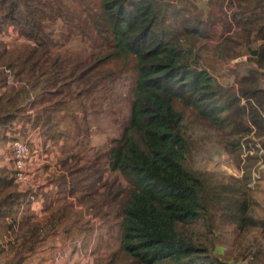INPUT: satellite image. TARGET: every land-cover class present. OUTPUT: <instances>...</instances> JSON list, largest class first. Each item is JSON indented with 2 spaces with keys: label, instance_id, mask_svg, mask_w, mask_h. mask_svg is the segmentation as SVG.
I'll return each instance as SVG.
<instances>
[{
  "label": "trees",
  "instance_id": "1",
  "mask_svg": "<svg viewBox=\"0 0 264 264\" xmlns=\"http://www.w3.org/2000/svg\"><path fill=\"white\" fill-rule=\"evenodd\" d=\"M245 55L251 67L231 83L212 74ZM102 112L119 117L115 135L85 155ZM23 125L61 152L37 184L0 166V264L97 221L108 235L94 264L244 259L253 246L233 262L216 248L264 232L250 188L264 163V0H0V128L12 133L0 140H20ZM195 133L241 176L196 168Z\"/></svg>",
  "mask_w": 264,
  "mask_h": 264
},
{
  "label": "rangeland",
  "instance_id": "2",
  "mask_svg": "<svg viewBox=\"0 0 264 264\" xmlns=\"http://www.w3.org/2000/svg\"><path fill=\"white\" fill-rule=\"evenodd\" d=\"M13 36L14 34L8 35L4 38V40L9 42L10 47L17 42H20L19 38L15 39ZM246 60V55L226 63L213 60L215 61L213 65L216 71L213 69L210 70L220 82L231 83L234 81L236 75L244 74L246 70L251 67V64H249ZM207 61L210 60L207 59ZM185 113L187 116L194 115L188 109H185ZM117 117L118 116L110 115L109 112H102L96 116L93 133L90 135L86 144L81 148V151L86 150L85 155L87 154V151L92 153L95 149L103 147L106 145L108 136L111 137L115 135V119ZM19 126H21V124ZM26 126L23 125V134H15L17 135V138L26 142L28 145L29 157L32 158V162L29 165V179L27 182L23 183V185H32L34 183L37 184L38 182H43L41 177L42 174L46 173L44 172V164H48L52 168L55 167L54 154L61 152L59 149V146L61 145L53 146V151H43L41 143L43 138L38 135V129H32L31 127L27 128ZM4 132L8 136L12 134L9 133V130L4 131L0 128V135H3ZM201 136L202 134L199 133H195L192 136L193 142H195V147L191 151V161L194 166L202 170H212L217 173L232 174L240 177L242 170L240 167L236 166L234 158L228 154L220 153V148L212 144L210 141H202ZM66 143L69 145L72 144V142ZM10 144L11 141L9 142L8 140L3 139L0 140V166L3 164H6L9 167L13 166V161L11 160L12 156L10 153L11 151L9 150ZM250 188L253 191L252 196L256 203L253 206L255 214L262 217L264 215V163L259 162L258 166L252 172V182L250 183ZM84 217L90 218V214L84 212ZM107 235L108 232L103 226L98 225V221L96 222V225H94L93 231L84 232L80 235L73 231L69 233L67 237H65L63 233L59 234L62 240L59 239L58 241H53V250L62 254L57 261L61 262L64 260V257L67 255L70 256L71 253H73V250L75 251V249H77V258H79L83 264H94L92 262L90 252L94 247H96L99 249V255L101 256L104 250L105 237H107ZM260 243L264 246V232L261 234L248 235L246 238L240 239L238 242H234L233 240L222 241V243L218 244L216 252L233 262L232 259L241 246L244 247V249L246 248V251L253 246L250 252L244 257L248 258V255L253 256V254L256 253L257 245ZM45 250V255H47L48 251H51L49 248ZM47 260L48 255L45 261ZM258 260L259 261L256 264H264V252L259 255ZM75 263L77 264L76 261Z\"/></svg>",
  "mask_w": 264,
  "mask_h": 264
},
{
  "label": "built area",
  "instance_id": "3",
  "mask_svg": "<svg viewBox=\"0 0 264 264\" xmlns=\"http://www.w3.org/2000/svg\"><path fill=\"white\" fill-rule=\"evenodd\" d=\"M11 156L13 159V164L16 169L15 177L17 181L25 183L29 179V173L27 170V161L29 159V149L27 144L21 140H13L10 144ZM62 256L56 251L54 258L56 261ZM251 256L244 258L234 264H248Z\"/></svg>",
  "mask_w": 264,
  "mask_h": 264
},
{
  "label": "crops",
  "instance_id": "4",
  "mask_svg": "<svg viewBox=\"0 0 264 264\" xmlns=\"http://www.w3.org/2000/svg\"><path fill=\"white\" fill-rule=\"evenodd\" d=\"M10 150V148H9ZM11 153V152H10ZM32 162V158L29 157L28 161H27V170L29 173V165ZM30 176V174H29ZM33 176V175H32ZM34 177V176H33ZM41 208V203L40 201H36L33 205V209L35 212H38ZM62 240L61 237L58 235L55 238V241L58 240ZM54 248L51 249V251L47 252L48 255V260H46L47 255H45V249L43 250V252H40L39 254H37L36 256H33L31 259H29L25 264H76L75 261L77 262V264H83V262L81 260H79V258H77V249H75V251L73 250V253H71L70 256H66L64 257V260H62L61 262L56 261V259L54 258V256L56 255V251L53 250Z\"/></svg>",
  "mask_w": 264,
  "mask_h": 264
}]
</instances>
